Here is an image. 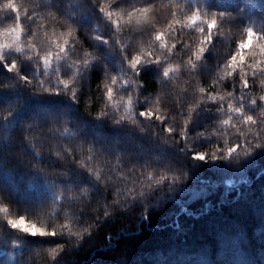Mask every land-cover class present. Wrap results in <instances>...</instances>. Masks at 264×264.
<instances>
[{
	"label": "snow or ice",
	"instance_id": "snow-or-ice-1",
	"mask_svg": "<svg viewBox=\"0 0 264 264\" xmlns=\"http://www.w3.org/2000/svg\"><path fill=\"white\" fill-rule=\"evenodd\" d=\"M209 166L229 188L264 177V0H0V194L30 205L0 195V264L85 242L133 264L129 241ZM234 236L228 264H264Z\"/></svg>",
	"mask_w": 264,
	"mask_h": 264
},
{
	"label": "trees",
	"instance_id": "trees-1",
	"mask_svg": "<svg viewBox=\"0 0 264 264\" xmlns=\"http://www.w3.org/2000/svg\"><path fill=\"white\" fill-rule=\"evenodd\" d=\"M166 2V0H164ZM227 0H217L225 3ZM151 81V77L147 78ZM158 87V84L155 85ZM153 85L150 83L149 88ZM82 117H84L82 114ZM92 125H89V131ZM190 182L188 192H181L174 200H168L153 212L152 226L147 229L144 239L134 245L133 264H181L182 261L195 262L208 250L209 264H228L236 238L234 233L243 229L247 234L248 249L253 259H259L264 241L260 239V230L264 227L259 213L260 194L264 190V177L259 166L248 171L251 184L232 187L225 183L229 178L239 180V174L231 169L218 171L205 167L199 170ZM23 187V186H22ZM194 194H198L194 198ZM12 203V211L20 212L28 201L14 191L7 189L0 194ZM246 205L247 207H245ZM2 222V220H0ZM181 227L177 229L176 225ZM128 226V220H122L112 229L119 230ZM135 224L131 225V229ZM99 244L85 242L79 251L71 253L68 264L75 260L77 264H92L97 258ZM10 250V249H9Z\"/></svg>",
	"mask_w": 264,
	"mask_h": 264
}]
</instances>
